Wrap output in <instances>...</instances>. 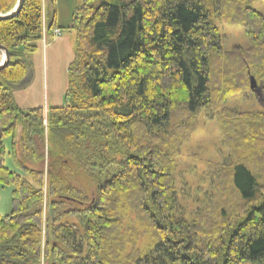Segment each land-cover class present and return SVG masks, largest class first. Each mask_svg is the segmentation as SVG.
Here are the masks:
<instances>
[{
  "label": "trees",
  "instance_id": "16d2710c",
  "mask_svg": "<svg viewBox=\"0 0 264 264\" xmlns=\"http://www.w3.org/2000/svg\"><path fill=\"white\" fill-rule=\"evenodd\" d=\"M94 1L74 12L66 104L46 122L44 109L24 112L13 98L42 43L43 0L0 20L10 55L0 146L11 138L20 173L3 165L2 148L0 185L14 190L0 216V264H264V110L226 106L251 90L250 74L264 80V17L242 10L261 0ZM17 3L0 0V14ZM231 14L259 45L224 49L219 23ZM202 113L217 120L229 155L192 210L176 160Z\"/></svg>",
  "mask_w": 264,
  "mask_h": 264
},
{
  "label": "rangeland",
  "instance_id": "374dc122",
  "mask_svg": "<svg viewBox=\"0 0 264 264\" xmlns=\"http://www.w3.org/2000/svg\"><path fill=\"white\" fill-rule=\"evenodd\" d=\"M84 1L61 0V3L57 4L58 7L55 4L58 12V22H70L71 24L77 5L84 3ZM235 1L237 2V0ZM94 2L98 4L101 0H95ZM44 5H46L45 0H43V14L48 16ZM248 9L255 10L264 17V1L262 0L254 1L250 5L248 3V6L242 8L245 11H248ZM240 11L236 10L234 12H236V15H238L237 13L241 15L242 12ZM232 17V14L226 17V19L232 21L227 20L226 23L224 20L219 23L221 33L225 39L224 49L231 53L237 48L250 50L255 45H259L255 42V36L245 28L246 24L236 23ZM71 25L67 29H62L59 37H53V34L51 36L47 35V48L41 43L38 51L31 55L34 65V79L31 85L23 90L13 92L15 104L22 111L29 112L33 109H44L45 122L47 121L49 109L60 108L66 104L68 68L74 60L76 47V33L75 30L69 29ZM255 65L258 64L255 63ZM260 75L264 76L261 73ZM250 77L247 79L249 89L251 88ZM257 82L255 91H252L253 89L251 88V90L246 91L239 97L230 99L226 106L238 112L264 110V80L261 81L259 76ZM211 116L200 114L198 130L189 135L186 142L181 146L179 157L176 160L177 169L175 175L178 181V190L179 192L186 191L182 197L183 203L192 210L201 204L198 201L202 199L205 189L210 184L209 177L211 174L225 162L229 155V150L226 149L223 142V134L217 125V120ZM48 136L46 132L42 144L45 151L46 165L51 155V144ZM11 143V138L3 139L2 146H0V156L2 148H4L3 165L10 171L20 174L19 170H16L14 161L10 156ZM37 147L38 151L43 154L42 147ZM44 174L45 180L46 170H44ZM13 190V186L2 187L0 185V216L2 217L11 213ZM66 200L68 201L69 199ZM142 232L146 233L145 228ZM241 264L257 263L244 262Z\"/></svg>",
  "mask_w": 264,
  "mask_h": 264
},
{
  "label": "water",
  "instance_id": "95a60500",
  "mask_svg": "<svg viewBox=\"0 0 264 264\" xmlns=\"http://www.w3.org/2000/svg\"><path fill=\"white\" fill-rule=\"evenodd\" d=\"M24 2H25V0H18V5L15 8V10L12 12V14H9V15L0 14V20L9 19V18L15 16L21 10ZM0 51L4 54V60L0 64V71H1L9 63L10 55H9V51L4 47L0 46ZM33 79H34V69L30 68L27 71V75H26L25 79L20 83V85L17 87L16 90H23V89L29 87L31 85ZM250 80H251V88L255 91L256 90V81L253 77ZM1 138H2V127L0 125V140H1ZM25 167L30 169V170H34V168L28 164H26Z\"/></svg>",
  "mask_w": 264,
  "mask_h": 264
},
{
  "label": "crops",
  "instance_id": "0c3cea01",
  "mask_svg": "<svg viewBox=\"0 0 264 264\" xmlns=\"http://www.w3.org/2000/svg\"><path fill=\"white\" fill-rule=\"evenodd\" d=\"M59 3H61V0H56V6H57V4L59 5ZM58 7V6H57ZM70 13H71V10H70ZM57 14H58V12H57ZM66 23V24H65ZM57 25V27L59 28V27H68V25L70 24V22H58V19H57V23H56ZM47 45H48V43H47ZM46 48H47V46H46Z\"/></svg>",
  "mask_w": 264,
  "mask_h": 264
}]
</instances>
